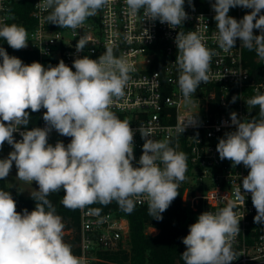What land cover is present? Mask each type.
Listing matches in <instances>:
<instances>
[{
  "label": "clouds",
  "instance_id": "clouds-1",
  "mask_svg": "<svg viewBox=\"0 0 264 264\" xmlns=\"http://www.w3.org/2000/svg\"><path fill=\"white\" fill-rule=\"evenodd\" d=\"M110 0H41L50 10L46 20L61 28L80 29L87 18L95 16ZM191 5V0H188ZM185 0H125L126 10L133 16L143 9L144 19L159 20L170 28H178L186 19ZM251 9L239 21L228 15L230 8ZM218 46L224 52L241 47L252 51L264 61V0H215ZM260 30L254 35L253 30ZM144 36L151 39L148 30ZM0 38L15 50L28 46V33L15 23H0ZM91 42L81 36L76 44L80 52ZM178 54L175 63L180 75L179 89L190 100L198 86L209 81L210 63L215 52L208 49L202 37L190 31L175 37ZM0 149L5 142L13 151L0 159V180L6 179L13 167L17 179L38 184L31 195L35 208L23 213L16 210V201L9 191L0 190V264H87L85 258L73 254L63 240L64 224L47 197L64 191L62 203L70 209H85L94 203L107 206L115 201L130 213L135 198L144 197L148 214L162 220L171 203L180 194L179 183L185 180L187 155L169 146L168 140L151 138L139 126L144 140L139 167H134L135 130L128 120H121L111 111L114 99L124 95V88L134 71L125 57L114 55L111 46L99 56L76 58L72 67L60 60L47 68L39 62L25 64L0 47ZM74 67L75 71L72 70ZM238 97L233 96L234 103ZM259 107L260 119H241L230 113L235 131L220 138L216 150L221 160L249 169L243 177L244 193L251 194L256 209L254 223L264 224V94L247 101ZM41 109L46 127L28 130L30 112ZM191 117L188 124H195ZM22 139L16 141L14 133ZM71 137L65 145L48 142L49 133ZM185 126L180 129L183 133ZM159 161V163H157ZM163 165L161 167L160 165ZM241 185L235 189V200L213 213L200 214L182 238L186 251L181 254L185 264H231L234 252L231 243L239 234L240 220L234 211L236 201L245 200ZM46 208L48 209L46 211ZM101 209H89L100 215Z\"/></svg>",
  "mask_w": 264,
  "mask_h": 264
},
{
  "label": "built area",
  "instance_id": "built-area-1",
  "mask_svg": "<svg viewBox=\"0 0 264 264\" xmlns=\"http://www.w3.org/2000/svg\"><path fill=\"white\" fill-rule=\"evenodd\" d=\"M20 10L25 13L22 20ZM184 10L187 19L173 29L159 20L144 19L143 9L133 16L126 10L125 0H110L95 16L87 18L80 29L74 30L49 23L46 17L50 10L42 7L41 0H0V23L24 25L28 33V46L24 49L36 52L39 63L46 68L56 66L60 60L72 67L78 57L98 59L109 46L115 56L125 57L134 71L129 73L124 95L114 99L111 111L121 120H128L135 130L132 164L140 166L144 140L139 126L148 130L154 140H168L170 147L187 155L186 178L179 185H185L186 206L200 215L227 206L235 200L234 192L240 185L244 193L242 180L249 169L221 160L216 146L225 133L236 130L230 113H237L241 121L260 119L259 107H251L247 101L257 94V89L264 94V77L250 75L244 61L246 48L241 47L239 39L227 53L219 48L211 5L202 10L191 1V5L184 4ZM228 15L238 21L244 16L239 10L236 15L230 12ZM145 29L151 39L144 36ZM190 31L197 32L215 55L210 63L209 81L202 82L190 100H185L177 83L180 71L175 63L178 54L175 37L178 32ZM253 34L259 35L260 30L254 29ZM83 35L90 37L91 42L77 52L75 46ZM72 70L75 71L74 67ZM233 96L238 97L234 103ZM45 111H38L36 127H46ZM193 116L196 123L188 124ZM184 126L182 133L180 129ZM24 130L21 126L13 134L16 141L22 139L19 132ZM49 137L53 146L57 141L67 145L71 140L54 129ZM12 168L17 173L14 162ZM244 194L245 200L236 201L234 208L240 232L231 243L235 254L231 264H264V224L254 223L257 213L251 194ZM133 199L135 207L148 208L144 197ZM88 213L89 209H80L78 231L68 230L71 240L77 238L71 246L73 254L85 258L87 264H120L114 259L129 246L128 220L113 211H101L98 216ZM157 231L147 226L145 233L154 236Z\"/></svg>",
  "mask_w": 264,
  "mask_h": 264
},
{
  "label": "trees",
  "instance_id": "trees-1",
  "mask_svg": "<svg viewBox=\"0 0 264 264\" xmlns=\"http://www.w3.org/2000/svg\"><path fill=\"white\" fill-rule=\"evenodd\" d=\"M202 10L208 9L215 0H191ZM188 0H185V4ZM243 13V15L250 13L252 10L236 6L230 8L229 12L232 15H236L237 11ZM19 16L21 20L24 18V11L20 10ZM260 14H264V10ZM19 26L24 25L19 24ZM0 47L4 48L10 56L18 57L25 64H31L32 62H38V55L36 52L29 50H15L12 49L7 42L0 38ZM244 61L248 66L250 75L252 77H264V61H262L256 54L255 50H244ZM2 62V57H0ZM30 112V123L27 128H33L38 126L39 114L38 112ZM25 128V126H22ZM188 165V163H187ZM0 190L9 191L16 201V210L23 213L24 209L31 212L35 208L36 201L32 198L31 194H25L18 190L7 189L5 182L0 180ZM179 195L171 203L168 209L161 215L162 220H156L148 214V208H137L128 213L119 207V205L113 201L107 206L100 203H94L86 207V209L99 208L101 211H113L119 216H123L129 223V246L122 250L116 257L115 261L120 264H185L181 254L186 251V246L182 243V238L188 235L189 226L196 222L199 214L191 211L186 204L181 200L185 191V185H179ZM64 191L51 193L47 199L51 202L55 209V214L59 215L64 224V230H72L77 232L79 228V214L80 209H70L63 205L62 200ZM48 209L46 208V211ZM151 226L158 229V234L150 237L145 233V227ZM77 241L74 237L70 240L69 245ZM72 249V247H71Z\"/></svg>",
  "mask_w": 264,
  "mask_h": 264
},
{
  "label": "rangeland",
  "instance_id": "rangeland-1",
  "mask_svg": "<svg viewBox=\"0 0 264 264\" xmlns=\"http://www.w3.org/2000/svg\"><path fill=\"white\" fill-rule=\"evenodd\" d=\"M38 62H39V58H38ZM51 140H52V137H49L48 141H51ZM11 151H13L12 147L10 145H8L7 142H5V144L3 145V148L0 149V159L7 158L9 152H11ZM16 174L17 173L12 168L11 171H10L9 176L6 179L3 180L5 182V185H6L7 189H9V190H18V191H20L22 193H25V194L35 193L36 190L38 191V184L25 183V182L17 179ZM185 198H186V194L184 192L181 200L183 202H185ZM153 228H155V227H153ZM145 230H146V227H145ZM158 232L159 231H157V234H158ZM149 236L153 237L151 235H149ZM63 240L67 244H69L70 240H71V234H68V231H66V230H63Z\"/></svg>",
  "mask_w": 264,
  "mask_h": 264
}]
</instances>
